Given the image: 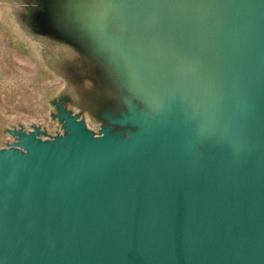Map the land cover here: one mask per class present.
I'll return each instance as SVG.
<instances>
[{
    "label": "water",
    "instance_id": "95a60500",
    "mask_svg": "<svg viewBox=\"0 0 264 264\" xmlns=\"http://www.w3.org/2000/svg\"><path fill=\"white\" fill-rule=\"evenodd\" d=\"M181 7L205 72L108 116L134 129L95 135L60 101L63 135L11 131L0 264H264V0Z\"/></svg>",
    "mask_w": 264,
    "mask_h": 264
},
{
    "label": "rangeland",
    "instance_id": "374dc122",
    "mask_svg": "<svg viewBox=\"0 0 264 264\" xmlns=\"http://www.w3.org/2000/svg\"><path fill=\"white\" fill-rule=\"evenodd\" d=\"M96 2L0 0V148L18 141L14 129L40 127L43 139L66 133L60 101L95 135L107 126L135 128L108 117L127 111V98L152 108L124 83L81 18L102 7Z\"/></svg>",
    "mask_w": 264,
    "mask_h": 264
},
{
    "label": "bare ground",
    "instance_id": "6f19581e",
    "mask_svg": "<svg viewBox=\"0 0 264 264\" xmlns=\"http://www.w3.org/2000/svg\"><path fill=\"white\" fill-rule=\"evenodd\" d=\"M96 1V0H94ZM185 0H97L100 8L81 18L106 58L120 73L124 83L143 103L149 105L170 79L201 77L207 61L198 67L199 54L175 37L166 16L176 15ZM183 19V14H182ZM114 23L121 25L116 29ZM172 24V23H171ZM194 63V64H193Z\"/></svg>",
    "mask_w": 264,
    "mask_h": 264
}]
</instances>
